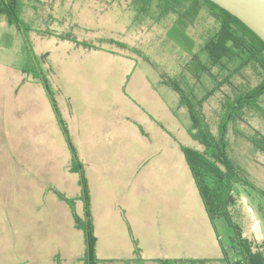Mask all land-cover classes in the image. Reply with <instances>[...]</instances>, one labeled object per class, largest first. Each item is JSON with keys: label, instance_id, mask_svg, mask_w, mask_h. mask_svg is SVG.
I'll list each match as a JSON object with an SVG mask.
<instances>
[{"label": "rangeland", "instance_id": "rangeland-1", "mask_svg": "<svg viewBox=\"0 0 264 264\" xmlns=\"http://www.w3.org/2000/svg\"><path fill=\"white\" fill-rule=\"evenodd\" d=\"M45 1L20 0V19L27 27L25 33L9 25L4 18L0 19V264H50V255L57 250L68 255L78 248L85 251L83 230L75 227L67 204L59 201L52 191L55 188L67 197L79 193L82 189L80 174L63 171L57 156H32L31 143L35 142L31 139L32 130H29L30 136H25L26 131L15 126L16 117L34 118L39 109L34 96L23 90L15 92L22 70L32 72L39 66L48 76L56 75L55 82L60 85L77 87L101 82L115 85L122 82L124 68L136 65V71H146L152 81L175 80L185 91L191 89L200 97L235 66V62L226 60L213 65L202 51L205 32L215 25L206 12L202 11L188 27V34L195 41L193 50L206 67L198 77H193L186 68L190 55L166 36L174 15L158 21L151 18L152 15H139L133 0ZM49 9L52 11L50 15H42ZM46 29L55 34H67L79 42H99L105 48L119 49L133 56L135 61L107 58L103 52L85 55L83 44L71 39L62 40L56 35H39L37 30ZM105 38L123 42L128 48ZM234 75L232 82L239 86L254 85L259 80L251 68ZM138 80L139 77L133 74L128 83L137 84ZM221 89L223 93L230 92L227 86ZM223 93L217 91L201 108L213 133L217 131ZM140 94L144 95L138 93L137 98ZM173 94L179 103V95L173 89H167V96ZM138 100L145 104L142 98ZM261 104L264 106V99ZM190 127L191 119L182 105L181 124L174 130L173 138L168 137L160 145L164 143L168 148H179L182 144L201 149L200 143L190 135ZM239 131L258 135L264 132V121L248 110L234 124L231 123L228 130L229 156L245 170L254 184L264 189V152L254 148L249 140L237 133ZM74 153L76 155L75 150ZM53 164L56 167L52 168ZM185 167L189 171L187 163ZM232 194L234 203L229 211L233 220L241 227L244 237L261 243L264 240V199L239 184L234 185ZM82 206L80 200L75 201L76 214L83 220L86 214ZM222 238L230 263L239 264L227 236L223 234ZM217 253L220 254L219 249ZM94 255L100 261L98 264H137V261H112L111 255L98 257L95 247ZM67 264L73 262L67 261ZM205 264L224 263L214 258Z\"/></svg>", "mask_w": 264, "mask_h": 264}, {"label": "crops", "instance_id": "crops-1", "mask_svg": "<svg viewBox=\"0 0 264 264\" xmlns=\"http://www.w3.org/2000/svg\"><path fill=\"white\" fill-rule=\"evenodd\" d=\"M98 43L91 42L98 47H84L83 53L103 52L107 58L135 61L119 49ZM135 66L124 68L122 82L115 85L90 82L77 87L60 85L55 82L56 75L48 76L41 69L52 96L44 83L34 78V71L22 70L15 92L23 90L34 96L39 109L34 118L16 117L15 126L24 129L25 136L32 130V156H57L63 171L72 172L70 146L76 151L88 190L98 257L130 260L137 246L143 264H158L153 259H201L205 264L221 257L214 228L191 171L185 167L187 162L184 165L181 148L160 145L173 138L181 124L182 106L176 95L167 96L171 88L159 79L152 81L146 71L139 73ZM133 74L140 82L129 85ZM141 92L144 95L137 98ZM141 98L145 104L138 100ZM52 191L71 211L58 197L60 191ZM81 194L82 189L68 198L74 199V208L80 200L84 210ZM84 245L86 249L85 238ZM84 254L80 248L72 255L57 250L50 255V264H84Z\"/></svg>", "mask_w": 264, "mask_h": 264}, {"label": "trees", "instance_id": "trees-1", "mask_svg": "<svg viewBox=\"0 0 264 264\" xmlns=\"http://www.w3.org/2000/svg\"><path fill=\"white\" fill-rule=\"evenodd\" d=\"M132 4L139 15H152L151 18L156 21L169 15L175 16L166 30V36L190 55V62L186 68L193 77H198L206 69L199 55L193 50L195 45L193 37L188 34V27L202 11L206 12L215 24L213 28L205 32L204 43L201 47L207 59L213 65L222 64L223 60L235 62L231 72L223 79H218L215 86L200 97H197L191 89L185 91L178 81L162 80L160 82L179 95V104L185 107L191 119L190 135L202 147L195 149L180 144L210 223L214 228L221 250L219 260L224 264H231L227 257L226 244L222 238L224 234L237 255L236 263L264 264V240L257 243L244 237L241 227L233 220L229 211V207L234 203L232 191L235 184L248 187L262 199H264V189L254 184L245 170L228 154L230 148L228 130L231 123L234 124L243 112L248 110L254 111L264 121V106L261 104L264 99V42L240 20L210 0H133ZM20 13V0H0V19L4 18L9 25L25 33L27 27L21 21ZM37 31L43 36L56 35L62 39H71L88 48L98 47L88 42L76 41L67 34H55L48 29ZM106 41L114 42L122 48H128L125 43L118 40L106 39ZM245 68H251L259 80L254 85L243 84L240 87L232 82L233 76ZM34 73V78L39 82L47 83L39 66L34 69ZM222 86H227L230 92L223 93ZM48 90L52 96L51 90ZM217 91L223 94L220 99L217 131L213 133L201 108L203 103ZM234 130L237 131L235 128ZM237 133L249 140L254 148L264 152V132L258 135H248L241 131ZM70 150L72 153L71 170L80 174L81 197L85 202V219H80L76 214L74 199L60 192H57V195L69 204L75 227L84 232L86 244L84 264H98L100 261L94 255L95 236L90 219L86 181L82 174L81 163L77 160L71 146ZM126 261L144 263L145 260L140 257L139 247L134 248V258ZM153 261L158 264H184L185 262L203 264L206 262L201 259H153Z\"/></svg>", "mask_w": 264, "mask_h": 264}, {"label": "water", "instance_id": "water-1", "mask_svg": "<svg viewBox=\"0 0 264 264\" xmlns=\"http://www.w3.org/2000/svg\"><path fill=\"white\" fill-rule=\"evenodd\" d=\"M240 20L264 42V0H210ZM45 88L48 90L46 84Z\"/></svg>", "mask_w": 264, "mask_h": 264}]
</instances>
